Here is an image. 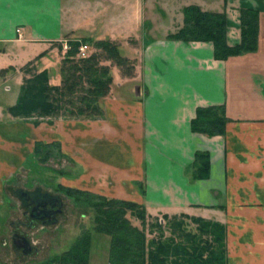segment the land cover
Here are the masks:
<instances>
[{"label":"crops","instance_id":"obj_1","mask_svg":"<svg viewBox=\"0 0 264 264\" xmlns=\"http://www.w3.org/2000/svg\"><path fill=\"white\" fill-rule=\"evenodd\" d=\"M67 5L65 16L64 0H0V205L6 204V182L34 143L59 142L80 173L72 187L136 202L154 218L186 214L218 222L226 228L227 264H264V0H154V29L165 28L156 36L145 33L146 0ZM189 5L225 12L231 46L241 41L240 9L257 10L256 51L218 60L211 42L170 39ZM82 38L115 41L135 61L130 77L113 67L103 115L16 120L9 114L24 68L37 60L59 85L52 65L60 63L68 40ZM210 106L225 108L224 135L192 130L197 109ZM198 152L208 155L207 169L196 164Z\"/></svg>","mask_w":264,"mask_h":264},{"label":"trees","instance_id":"obj_2","mask_svg":"<svg viewBox=\"0 0 264 264\" xmlns=\"http://www.w3.org/2000/svg\"><path fill=\"white\" fill-rule=\"evenodd\" d=\"M183 12V26L170 34V39L211 42L214 57L218 60L256 51L259 32L257 10L240 9L241 41L234 46L228 44L225 12L204 11L198 5H189ZM83 44H93L97 51L78 56ZM113 67L129 76L135 70V61L122 55L115 41L68 40L60 67V84L50 83L47 70L27 76L17 102L9 112L25 119L100 117L103 115L101 102L111 91ZM228 121L223 106L200 107L191 125L194 132L212 137L224 135ZM49 145L38 142L35 153L43 152L44 146ZM207 158L206 153L198 152L196 164L207 169ZM63 190L76 203L83 201L96 211L94 230L111 237L108 264H227L226 228L218 222L186 214L164 215L166 227L159 223V218H154V238L149 240L146 233L148 215L143 205L77 188ZM129 213L140 220L141 227L129 220ZM188 221L196 225L195 232L189 230ZM150 233L153 234L152 231ZM91 244V232L86 231L68 250L53 257L49 264H90Z\"/></svg>","mask_w":264,"mask_h":264},{"label":"rangeland","instance_id":"obj_3","mask_svg":"<svg viewBox=\"0 0 264 264\" xmlns=\"http://www.w3.org/2000/svg\"><path fill=\"white\" fill-rule=\"evenodd\" d=\"M170 1H176L177 3H182L184 5L187 3H194V1L196 0ZM68 2L69 0H64V8L66 9L65 16L68 15ZM145 16L146 36H149L148 34L151 32L154 33V36L163 33L165 28H163L162 26L161 29H154V26H157V24L154 25V21H156V19L154 18V0H146ZM164 22L165 24L167 23L166 26L170 27L173 24V19L168 14L167 18H164ZM134 29L138 33V31L140 30L139 25L134 26ZM90 40L94 41L92 39ZM93 51H97V49L93 44H91L89 45L88 50H86L84 53L80 52L78 56H86ZM63 57L64 56L62 55L61 61L58 65H52V77H54L56 71L61 75L60 67ZM40 67H42L40 62H37V60L32 61L23 70L24 79L27 76L46 70H40ZM115 70L116 68L112 70L113 75L116 74ZM124 76L130 77L129 75ZM24 79L21 87L24 83ZM15 90L16 87L13 86V90L10 94L15 93ZM8 113L11 114L9 112V109ZM15 119L29 120L21 117H15ZM38 142L47 144L43 141H36L34 143V150L32 154L26 158L23 166L17 170L13 177L6 182V186L4 189L6 204L0 205V264H14L15 262L19 261L22 262V264H49L50 260L53 257L60 255L68 250L76 241V239L86 231L91 232L92 244L90 250V264H108L111 237L107 234L99 233L94 230V220L97 216L96 211H94V209L90 205H87L83 201L76 203V201L70 195L66 194L63 190V188H76L71 186H76L72 181H77L76 177L80 173L72 170V162L70 160V157L67 156L63 151L61 143L56 142L55 144L46 147L44 146L43 152H38L36 154V145L38 144ZM46 156H48L47 159H45ZM19 188L24 191H34L40 188L41 191L45 193L59 196L63 201L62 212L58 216L57 222L44 225L40 221L35 222L34 226H20L21 230H23L24 235H26L33 248L31 256L28 257L24 254L21 255L20 258L14 254L15 252L13 250L14 247L12 236L14 230L16 229L13 224L18 225V222L20 220L29 223V219L28 216H22V212L26 210V207L21 204L16 194V190ZM77 189H80L81 191H88L81 188ZM13 216L18 221L12 224V221L10 220L11 218H13ZM128 218L135 226H142L140 220L135 216H132L130 213L128 214ZM163 220V217L162 219H159V223L162 224L163 227H166V222ZM154 222V217H150L148 215L146 221V233L149 240L154 238ZM188 223L189 230L195 232L196 225L190 221H188ZM150 231H152L153 234H151ZM166 235L169 236L168 231L166 232ZM7 259L9 260L7 261Z\"/></svg>","mask_w":264,"mask_h":264},{"label":"flooded vegetation","instance_id":"obj_4","mask_svg":"<svg viewBox=\"0 0 264 264\" xmlns=\"http://www.w3.org/2000/svg\"><path fill=\"white\" fill-rule=\"evenodd\" d=\"M41 193L37 192L36 194H33V195L29 194L24 198L25 200L22 201L23 204L26 205L25 206L26 210L24 211V216H28L29 223H27L23 220H20L18 222V225L13 224V226L16 227V229L13 232V236H12L13 247L16 249H19L23 254H24L25 249L24 248H17L15 246V242L17 244H21V245L25 243L23 239H21L17 236V235H21V236L26 237V235H24L23 230H21L20 226H34V223L38 222L40 220L45 224H52V223L58 221V216L62 212V207L59 208L57 205V202L54 200L51 201L54 204V206H51L52 203H50V204H48L47 209H45L44 211L34 209L33 199L40 201V202H42L44 200L43 197L41 196L42 195ZM55 196H57V195H55ZM53 212H56V214L54 215ZM14 237H16V238L14 239ZM32 252H33V248L31 249L30 253H32Z\"/></svg>","mask_w":264,"mask_h":264},{"label":"water","instance_id":"obj_5","mask_svg":"<svg viewBox=\"0 0 264 264\" xmlns=\"http://www.w3.org/2000/svg\"><path fill=\"white\" fill-rule=\"evenodd\" d=\"M37 192L41 193L42 191L40 189H37L36 191H24V190H18L17 194L19 196V198L23 201L25 200L24 198L27 196V195H33V194H36ZM42 197H43V201L40 202V201H37V200H34V209H37V210H41V211H44L45 209H47V206L48 204L52 203L51 201L54 200L57 202V205L59 208L62 207L63 205V201L62 199L59 197V196H54V195H51L49 193H41ZM51 206H54V204L52 203ZM53 214L55 215L56 212H53ZM19 238L23 239L24 240V244H17L15 242V246L17 248H24V254H28L31 252V249H32V246L30 244V241L25 237V236H21V235H17ZM16 237H14L15 239Z\"/></svg>","mask_w":264,"mask_h":264},{"label":"built area","instance_id":"obj_6","mask_svg":"<svg viewBox=\"0 0 264 264\" xmlns=\"http://www.w3.org/2000/svg\"><path fill=\"white\" fill-rule=\"evenodd\" d=\"M20 31V30H18ZM66 49H67V46H66ZM89 49V45L88 44H83L81 47H80V52L84 53L86 50Z\"/></svg>","mask_w":264,"mask_h":264}]
</instances>
